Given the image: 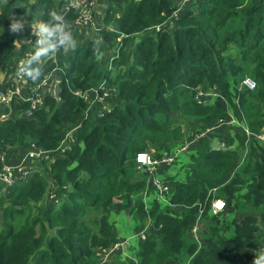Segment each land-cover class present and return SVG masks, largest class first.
Listing matches in <instances>:
<instances>
[{"label":"trees","instance_id":"16d2710c","mask_svg":"<svg viewBox=\"0 0 264 264\" xmlns=\"http://www.w3.org/2000/svg\"><path fill=\"white\" fill-rule=\"evenodd\" d=\"M69 1L0 0V87L19 73L25 52L35 53L32 32L39 26L57 58L53 64L50 53L27 64L39 73L35 81L24 75L28 88L55 68L62 75L58 100L47 94L31 118L24 115L28 102H14V116L0 122V155L17 149L24 155L31 146L42 152L27 160L35 169L28 177L0 183V264H93L97 249L117 243L111 219L121 213L135 233L151 219L146 239L126 250L130 258L114 255L105 264H248L239 256H263L264 142L255 136L264 127V0H188L180 9L177 0H105L99 38L119 54L109 70L94 54L98 37L75 51L60 45L64 32L50 12L62 15ZM74 18L64 15L69 24ZM69 30L74 39L86 32ZM245 77L255 90L239 91ZM102 83L116 90L119 104L109 112L92 106L87 116L89 104L74 93ZM199 89L217 96L198 104ZM236 98L254 136L226 134L224 149L210 133L192 142L193 131L227 121ZM185 143V178L159 175L168 192L163 202L151 197L146 210L149 175L137 170L136 154L159 159ZM215 199L225 209L211 215Z\"/></svg>","mask_w":264,"mask_h":264},{"label":"built area","instance_id":"2783aa9c","mask_svg":"<svg viewBox=\"0 0 264 264\" xmlns=\"http://www.w3.org/2000/svg\"><path fill=\"white\" fill-rule=\"evenodd\" d=\"M188 0H183L186 2ZM96 0H70L66 5L63 6V21L64 15L72 12L75 15V18L72 22H70L71 26L76 27L77 29H87L91 27V24L94 19V13L96 9ZM178 11L174 13V17H176ZM63 21L59 20L58 23L62 24ZM171 25V23L169 24ZM162 26L155 27V31H160ZM20 30H23V27L19 25ZM32 35L36 38L34 49L36 50V55L34 52L27 51L23 55V60L27 61L31 58V61L42 59L39 55V51L44 49L47 45V36L44 31L39 28L33 29ZM35 55V56H33ZM52 63L55 64L56 57L55 54L51 57ZM59 69L55 68L53 70L48 71L44 77L39 80V82L32 87L28 88V82L25 80L24 75L17 73L14 77H11L0 87V108L10 106L14 102H28L29 109L24 114L26 117L31 118L34 116V112L39 110L43 106L44 100V92L47 91L50 86H53V81L51 80L52 75L58 71ZM52 84V85H51ZM256 88V84L254 81L245 78L240 86L239 91L241 89H247L249 91H253ZM110 90H105V83L100 84L92 88L90 91L85 92L84 94H80L79 92L74 93L77 96H80L87 104H89L88 109L92 107V105L96 101H104L107 100L109 96ZM35 92V93H34ZM214 94L212 98L216 97ZM212 98H205L202 91H198L195 94V100L198 104H206L210 102ZM238 102V100H237ZM237 105V103H236ZM110 108L104 104L102 111L109 112ZM12 114L10 112H0V122L6 121L11 118ZM223 122H221L222 124ZM227 124L231 129H235L236 132H239L241 135H245L247 140L251 139L254 135L250 134L247 125L245 123L244 118L237 112L235 117L228 116ZM217 128V127H216ZM215 129V128H214ZM213 130V129H212ZM212 130H206L205 132L199 133L195 135V139L192 141H196L202 137H205ZM259 141L264 142V127L259 135L255 136ZM191 143V142H190ZM190 143H185L184 145L176 147L174 150L170 152H163L159 159H154L147 152H139L136 154L135 163L137 165V170L143 171L149 175L148 186L146 189L145 196L143 198L145 209H149V202H151L150 198L153 197L159 201H164V196L168 192V185L164 183V181L159 177L158 170L162 167H170L177 163H179L187 151ZM219 148H226V143L221 141L218 144ZM5 154L0 155V161L2 162V168L0 170V183L5 184L6 186L12 185V183L17 180V174H20L23 178L28 177L30 174L27 164L25 162L28 159H32L34 156H39L34 153H27L26 156L22 159L19 165L11 166L5 162ZM152 194V196H150ZM150 200V201H149ZM225 209V202L222 199H215L210 203V214L217 215L223 212ZM200 215L202 214V209H200ZM198 224H196L191 229V234H193L194 238L197 240V228ZM148 225L143 226L139 233H135L136 239L144 241L146 239V231L148 229ZM130 242L128 240H123L117 242L110 250H105L100 253L99 263L105 264L107 261L114 255H120L122 258H130L128 254H126V250L129 249Z\"/></svg>","mask_w":264,"mask_h":264},{"label":"rangeland","instance_id":"374dc122","mask_svg":"<svg viewBox=\"0 0 264 264\" xmlns=\"http://www.w3.org/2000/svg\"><path fill=\"white\" fill-rule=\"evenodd\" d=\"M183 0H177V4H178V8L180 9L181 6L183 5ZM98 9L99 11L97 10V4H96V9H95V13H94V19H93V22L91 24V27H90V31H88V29H85L86 32L83 33L81 35L80 33V36H78L75 40L77 41V45H80L82 44L83 42H86L87 40H92L94 37H98L99 38V32L101 31V28L103 26V23H102V17H103V13L106 9V1L103 0V2H99L98 3ZM179 12V10H178ZM59 20H57V23H58ZM57 25H60L59 23ZM56 26V25H55ZM71 26V25H70ZM36 28V27H35ZM110 28H113L112 26H110ZM168 29H171V28H168ZM58 30V29H57ZM68 30V27H66L64 29V33H66ZM112 30V29H110ZM59 31V30H58ZM61 32V31H59ZM83 36V37H82ZM92 37V38H91ZM89 40V41H90ZM60 45H63L60 43ZM64 47V46H63ZM100 50H101V58H100V67L101 69H113V65H112V61L113 59L115 58H119V54L118 52H114V50H108L106 45L105 44H102L101 47H100ZM18 51V50H17ZM18 54V53H16ZM55 54V57L57 56V53H54ZM24 58V57H23ZM57 58V57H56ZM22 60V57L21 59L18 61L20 62ZM54 64V63H53ZM17 68H19V66L17 65ZM62 77L61 73L56 71L53 75H52V78L51 80L53 81V85L55 83H59L60 82V78ZM245 78H248L250 80L253 81V79H251L250 77H245ZM51 84V85H52ZM51 87V86H50ZM59 90H60V87H59ZM198 91H202L205 98H212V96L215 94L214 92H210L208 90H203V89H199ZM196 91V93L198 92ZM45 96L47 94L49 95H52L54 96L56 99H57V95L55 94V90H54V94H52V92H49V89L47 91L44 92ZM44 96V97H45ZM58 100V99H57ZM104 100V99H103ZM96 101L93 106V108H97L100 110H102L104 104L106 103V106L108 108H111L115 105H118V99H117V92L114 88H112L110 90V93H109V96L107 97V100H105V103L104 101ZM237 98L235 99L234 101V107L232 106H228V116H233L235 117L236 116V113L240 111H238L237 109ZM98 105V107H97ZM91 109H88L86 111V115L88 116L89 115V112H90ZM10 112V114H12V117L14 116L13 112L10 110V106H7V107H2L0 108V112ZM241 115V113H240ZM225 132V133H224ZM236 131L235 129H231V127H229V125L227 124V121L223 122L222 124H220L217 128L213 129L212 131H210V138L212 137L211 141L212 143H214V146L215 147H218V144L221 142L222 139H224L225 135L226 134H234ZM200 132H195L193 131L191 137L196 134H199ZM238 133V132H237ZM261 133V132H260ZM260 133H258L257 135H259ZM220 134H224L222 136V138H219V135ZM71 135V132L70 130H68L66 132V134L64 135L62 141H61V150L65 149L66 146L69 144L70 142V138L69 136ZM194 137V136H193ZM235 138V137H234ZM236 140V139H235ZM248 141V140H247ZM182 145V144H181ZM180 146V145H179ZM24 151V150H23ZM27 153H34V154H38L39 156L41 155L42 152L38 151L34 146L30 147V149L28 151H26ZM25 153V154H27ZM62 153V152H61ZM148 153V152H147ZM25 154L24 155H21L20 152H11V154H6L5 158H6V161L10 162V163H13V164H9L11 166H15V165H19L20 162L22 161V159L25 157ZM39 158V157H37ZM34 159V158H33ZM190 159V155L189 154H186L182 159H179L181 160L179 163L169 167V168H159L158 170V173L159 175H161L162 177H175V178H185V170H186V166H187V163ZM19 162V163H18ZM8 164V163H7ZM25 164H27V161L25 162ZM29 172L33 169V167L31 166H27ZM35 169H33V172H34ZM32 172V171H31ZM6 192V189L3 191V193ZM55 199V198H54ZM8 204V203H7ZM116 217L118 216H113L112 217V221L116 219ZM149 221L151 222V219H149ZM149 221L145 222L146 225L149 224ZM144 224V225H145ZM118 230V229H117ZM118 233H119V230H118ZM133 235H135V232L133 231L132 233ZM129 240H131V238L129 237L128 238ZM124 239H118L117 242H120V241H123ZM114 245V244H113ZM112 245V246H113ZM112 246L108 249L110 250L112 248ZM130 247V246H129ZM101 248L97 249L96 253L94 254L96 256L95 260L93 261V264H98L99 263V258H100V253L102 252V250H100ZM99 250V251H98ZM107 250V251H108ZM113 257H116V256H112L111 258ZM263 256H261L259 253H257L256 251H253L251 253V255L248 257V258H244L242 256H239V259H241V262H245V263H248V264H253V262L255 260H261V264H264V259H261ZM110 258V259H111ZM109 259V260H110ZM109 260L107 262H109Z\"/></svg>","mask_w":264,"mask_h":264},{"label":"clouds","instance_id":"9594fccd","mask_svg":"<svg viewBox=\"0 0 264 264\" xmlns=\"http://www.w3.org/2000/svg\"><path fill=\"white\" fill-rule=\"evenodd\" d=\"M5 3H7V0H5ZM50 16H53V18L57 19V20H61L63 21V15L61 14H56L55 12H50ZM13 29H15L17 27V25L13 24ZM66 27H70V24L68 23V21H63L62 24L57 25V29L61 32H64V29ZM61 44H63L64 46V50H72L75 51V49L77 48V41L73 38L71 31H67L66 33H64V38L60 41ZM103 44V40L102 38L96 39L93 41V51L94 54H96L97 59H100V47ZM58 52V50L56 48H53V50L50 52L49 49L45 48V49H41L39 51V55L40 57H45L48 56L50 53H56ZM36 55V52H35ZM33 55V56H35ZM31 58L28 59L26 61V63L24 64L23 67H21L19 69V74L26 75L29 78L33 79L34 81L39 77V73L34 74L33 70H28L27 69V64L31 63ZM261 259H264V257H262ZM253 264H261V260H255L253 262Z\"/></svg>","mask_w":264,"mask_h":264},{"label":"crops","instance_id":"0c3cea01","mask_svg":"<svg viewBox=\"0 0 264 264\" xmlns=\"http://www.w3.org/2000/svg\"><path fill=\"white\" fill-rule=\"evenodd\" d=\"M106 6H107V3H106ZM97 10L99 11L98 3H97ZM39 29H41V28H39ZM110 29H112V28H110ZM41 30L44 31V33L46 35V32H45L46 28L41 29ZM25 63H26V61H24L23 57H22V60L20 62H18V66L21 68L24 66ZM56 84L57 83H55L53 86H51L49 88V92H52V94H54V88H55ZM14 151L16 153L21 152V149H17ZM115 216H118V217H116V219L113 220V222L115 223L116 228L119 230V239L128 240L130 242V248H132V246L135 244V241L137 240L136 237L132 234L134 223L132 222L131 218L128 215H126V213L116 214ZM129 237L131 238V240L128 239Z\"/></svg>","mask_w":264,"mask_h":264},{"label":"water","instance_id":"95a60500","mask_svg":"<svg viewBox=\"0 0 264 264\" xmlns=\"http://www.w3.org/2000/svg\"><path fill=\"white\" fill-rule=\"evenodd\" d=\"M15 56H17V54H15ZM54 90H55V94L58 96V94H59V84H56Z\"/></svg>","mask_w":264,"mask_h":264}]
</instances>
